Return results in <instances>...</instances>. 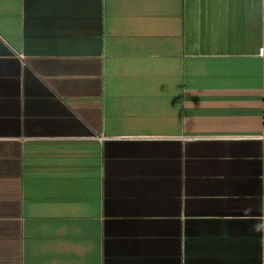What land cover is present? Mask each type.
<instances>
[{
    "label": "crops",
    "instance_id": "crops-1",
    "mask_svg": "<svg viewBox=\"0 0 264 264\" xmlns=\"http://www.w3.org/2000/svg\"><path fill=\"white\" fill-rule=\"evenodd\" d=\"M264 0H0V264H264Z\"/></svg>",
    "mask_w": 264,
    "mask_h": 264
},
{
    "label": "built area",
    "instance_id": "built-area-1",
    "mask_svg": "<svg viewBox=\"0 0 264 264\" xmlns=\"http://www.w3.org/2000/svg\"><path fill=\"white\" fill-rule=\"evenodd\" d=\"M261 118H262V122L264 123V102L262 103V107H261Z\"/></svg>",
    "mask_w": 264,
    "mask_h": 264
}]
</instances>
